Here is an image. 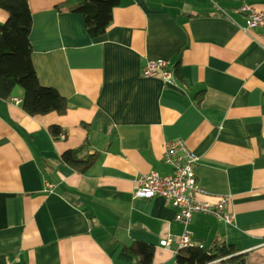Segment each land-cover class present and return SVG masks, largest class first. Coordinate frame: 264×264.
<instances>
[{
  "label": "crops",
  "instance_id": "1",
  "mask_svg": "<svg viewBox=\"0 0 264 264\" xmlns=\"http://www.w3.org/2000/svg\"><path fill=\"white\" fill-rule=\"evenodd\" d=\"M27 1L38 82L69 109L30 117L20 92L0 100V264H131L134 242L154 248L152 264H173L177 209L133 197L141 175L169 174L171 141L197 157L203 200L229 197L232 222L195 214L192 245L233 244L237 263L264 264V30L245 31L240 11L264 12V0H119L95 39L80 14L56 9L64 0ZM158 60L170 84L141 76ZM82 145L98 159L79 175L60 155Z\"/></svg>",
  "mask_w": 264,
  "mask_h": 264
},
{
  "label": "trees",
  "instance_id": "2",
  "mask_svg": "<svg viewBox=\"0 0 264 264\" xmlns=\"http://www.w3.org/2000/svg\"><path fill=\"white\" fill-rule=\"evenodd\" d=\"M119 0H64L56 5L59 11L80 14L86 34L95 39L103 35L112 21V11ZM0 9L7 19L0 23V100H9L16 92L21 94L22 110L30 117L50 113L64 115L68 102L54 89L42 87L32 66V47L29 36L32 26L27 0H0ZM52 138L63 139L65 132L58 126L48 128ZM87 145L66 150L60 162L76 174L84 175L95 165L98 154H87ZM131 264H152L154 248L140 242L124 247ZM233 244L219 243L211 247L187 246L175 255L173 264H235L241 256Z\"/></svg>",
  "mask_w": 264,
  "mask_h": 264
},
{
  "label": "built area",
  "instance_id": "3",
  "mask_svg": "<svg viewBox=\"0 0 264 264\" xmlns=\"http://www.w3.org/2000/svg\"><path fill=\"white\" fill-rule=\"evenodd\" d=\"M240 11L245 14V31L264 30V12L252 10L245 5L240 8ZM141 76L144 78L159 76L164 84H170L174 79L173 73L167 69V63L160 60L146 62L141 69ZM13 102L19 103V100L13 99ZM162 162L170 168L169 174L161 176L156 172H149L141 175L136 180L133 197L146 200L159 197L167 205L177 209L174 219L184 227L183 233L177 238L180 249L193 246L187 225L195 214L210 215L225 223L232 222L233 217L228 211V196L217 197L215 203L203 200L209 196V193L198 184L195 178V166L198 159L183 142L165 143ZM45 186L50 191L54 188L50 183H46ZM171 241L172 238L165 241L166 249L169 248Z\"/></svg>",
  "mask_w": 264,
  "mask_h": 264
},
{
  "label": "water",
  "instance_id": "4",
  "mask_svg": "<svg viewBox=\"0 0 264 264\" xmlns=\"http://www.w3.org/2000/svg\"><path fill=\"white\" fill-rule=\"evenodd\" d=\"M243 263V261H240V263H235V264H242ZM227 264H231V263H227Z\"/></svg>",
  "mask_w": 264,
  "mask_h": 264
}]
</instances>
